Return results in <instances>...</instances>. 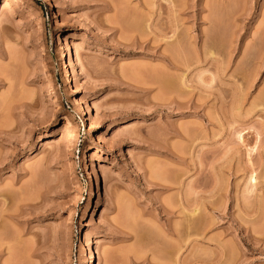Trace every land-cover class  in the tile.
<instances>
[{
  "label": "rangeland",
  "instance_id": "374dc122",
  "mask_svg": "<svg viewBox=\"0 0 264 264\" xmlns=\"http://www.w3.org/2000/svg\"><path fill=\"white\" fill-rule=\"evenodd\" d=\"M0 264H264V0H0Z\"/></svg>",
  "mask_w": 264,
  "mask_h": 264
},
{
  "label": "bare ground",
  "instance_id": "6f19581e",
  "mask_svg": "<svg viewBox=\"0 0 264 264\" xmlns=\"http://www.w3.org/2000/svg\"><path fill=\"white\" fill-rule=\"evenodd\" d=\"M75 52V51H74ZM75 55H76V53H75ZM78 60V58H77V55H76V61ZM64 64V63H63ZM61 66H63V65H61ZM65 66V65H64ZM67 66V65H66ZM66 66H65V68H66ZM63 69H64V67H63ZM169 82V81H168ZM171 83V82H170ZM170 88V87H169ZM48 144V143H47ZM252 180V179H251ZM193 215V214H192ZM188 226V225H187ZM187 228V227H186ZM104 256H105V254H104ZM106 257V256H105ZM88 258V257H87ZM92 260L93 259V256H92V253H90L89 254V258H88V260ZM105 260V259H104ZM108 260V259H107ZM105 262V261H104Z\"/></svg>",
  "mask_w": 264,
  "mask_h": 264
}]
</instances>
